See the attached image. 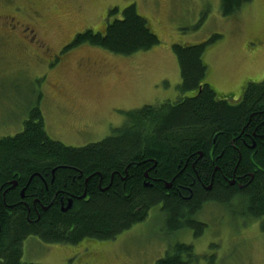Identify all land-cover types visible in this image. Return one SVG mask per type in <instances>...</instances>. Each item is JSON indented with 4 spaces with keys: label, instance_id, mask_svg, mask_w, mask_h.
Here are the masks:
<instances>
[{
    "label": "trees",
    "instance_id": "obj_1",
    "mask_svg": "<svg viewBox=\"0 0 264 264\" xmlns=\"http://www.w3.org/2000/svg\"><path fill=\"white\" fill-rule=\"evenodd\" d=\"M244 1L224 0L223 14ZM214 39L172 45L178 88L194 95L123 112L122 126L98 142L74 147L51 139L38 104L20 132L0 138V264H23L27 236L46 243L109 240L154 207L169 233H199L204 225L195 215L207 201L220 203L231 219L258 221L264 232V83L247 82L234 104L217 99L202 60ZM157 43L131 3L103 32L76 33L63 50L89 44L130 55ZM163 255L155 264L197 259L179 242Z\"/></svg>",
    "mask_w": 264,
    "mask_h": 264
},
{
    "label": "rangeland",
    "instance_id": "obj_2",
    "mask_svg": "<svg viewBox=\"0 0 264 264\" xmlns=\"http://www.w3.org/2000/svg\"><path fill=\"white\" fill-rule=\"evenodd\" d=\"M9 1L21 7L22 26L0 31V138L20 132L38 104L47 135L80 147L112 134L123 124V112L194 95L178 88L181 75L173 44L216 38L202 60L204 82L217 99L234 104L247 82L264 83V0L244 1L227 15L224 0ZM131 3L156 35V45L130 55L89 44L63 50L76 33L103 32ZM113 8L118 11L109 13ZM112 106L116 110L109 111ZM195 217L204 225L198 237L186 228L167 232L159 207L116 240L72 245L27 236L20 262L155 264L170 244L179 242L192 245L194 264H264L258 221L231 219L218 202L204 204Z\"/></svg>",
    "mask_w": 264,
    "mask_h": 264
},
{
    "label": "flooded vegetation",
    "instance_id": "obj_3",
    "mask_svg": "<svg viewBox=\"0 0 264 264\" xmlns=\"http://www.w3.org/2000/svg\"><path fill=\"white\" fill-rule=\"evenodd\" d=\"M20 6H16L15 4L11 3L9 0H1L0 1V31L4 30L5 32L7 31H10L11 28H17V26H22L20 25V14L22 13ZM18 29V28H17ZM25 31V30H24ZM26 32V31H25ZM30 32H32V30H30ZM73 39V38H72ZM255 39V38H254ZM255 41L260 44V41L255 39ZM116 106H112L110 108L109 111H114L116 110L115 108ZM124 122V121H123ZM122 126V125H121ZM120 126V127H121ZM239 188H242L243 186L242 185H239L238 186ZM67 204L68 202L71 200L67 197ZM209 202H212V201H207L205 202L204 204L206 203H209ZM60 203H62V200H60ZM63 208L62 204H61V209ZM135 225V224H134ZM134 225H132L131 227H133ZM130 227V228H131ZM128 230V229H127ZM190 230V229H188ZM126 231V230H125ZM193 231V230H191ZM124 232V231H123ZM121 232V233H123ZM202 230L199 232V233H193L194 237H198L199 234H201ZM119 233V234H121ZM117 234L116 236H114V240L117 239L118 235ZM37 237V236H36ZM92 239V240H91ZM83 240H91L92 241H96V240H102V239H96V238H91V237H84L82 238L81 240H78L74 243H68V242H56L55 244L57 243H60V244H72V245H75L77 243H81V241ZM109 240H112V239H109ZM23 241V240H22ZM192 248V245H188ZM194 254V253H193ZM197 256V255H196ZM196 261V260H194ZM87 262H90L89 260H87ZM188 264H193V260L192 261H187Z\"/></svg>",
    "mask_w": 264,
    "mask_h": 264
},
{
    "label": "water",
    "instance_id": "obj_4",
    "mask_svg": "<svg viewBox=\"0 0 264 264\" xmlns=\"http://www.w3.org/2000/svg\"><path fill=\"white\" fill-rule=\"evenodd\" d=\"M20 194H21V196H23V189H21ZM70 203L71 202L69 201L68 204H67V206H66V208H63L62 210L65 211L67 208H69Z\"/></svg>",
    "mask_w": 264,
    "mask_h": 264
}]
</instances>
